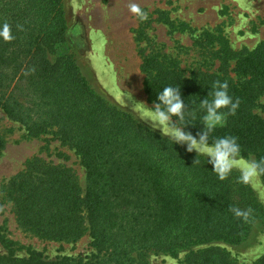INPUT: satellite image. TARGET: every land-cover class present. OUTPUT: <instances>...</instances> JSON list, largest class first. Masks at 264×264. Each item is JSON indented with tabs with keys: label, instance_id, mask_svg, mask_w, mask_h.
<instances>
[{
	"label": "trees",
	"instance_id": "trees-1",
	"mask_svg": "<svg viewBox=\"0 0 264 264\" xmlns=\"http://www.w3.org/2000/svg\"><path fill=\"white\" fill-rule=\"evenodd\" d=\"M153 19L170 34L189 33L192 43L165 51L147 33L151 18L139 16L134 34L147 100L155 101L165 86H180L193 114H186L185 130L195 135L203 128L199 101L211 99L214 81H227L240 105L210 139L236 136L243 157H264V41L234 49L222 26L198 31L162 10ZM3 23L14 39H0V109L27 137L53 130L69 144L84 166L85 187L70 168L34 156L1 194L24 231L64 242L88 233L95 252L48 258L28 251L21 259L0 255V264H147L151 250L182 249V264H240L220 243H244L264 222V204L238 181L239 171L220 180L205 157L173 144L96 92L71 53L56 55L66 41L64 0H0ZM4 146L0 135V152ZM233 208L250 214L237 217ZM252 264H264V255Z\"/></svg>",
	"mask_w": 264,
	"mask_h": 264
},
{
	"label": "rangeland",
	"instance_id": "rangeland-1",
	"mask_svg": "<svg viewBox=\"0 0 264 264\" xmlns=\"http://www.w3.org/2000/svg\"><path fill=\"white\" fill-rule=\"evenodd\" d=\"M64 5L66 41L58 47L56 55L71 53L87 83L136 118L133 101L149 106L151 103L143 89L139 44L134 34L140 14L132 10L133 6L151 18L147 33L162 44L165 51H173L176 43L190 47L192 39L186 32L168 33L163 23L153 19L157 10L166 11L171 19L187 22L198 31L222 26L234 49L253 48L264 41V0H64ZM184 58L191 59L190 56ZM126 92L131 93L132 100L124 96ZM140 122L150 128L144 121ZM0 135L5 138L0 152V239L6 240V243L0 242V255L23 253L26 257L28 251H37L48 258H86L94 254L88 233L75 242H64L42 239L24 231L17 224L12 203L1 194L3 184L34 156L70 168L83 189L85 169L74 149L53 130L27 137L24 128L9 120L1 109ZM245 158L253 159V156ZM255 192L264 204V190ZM220 245L240 264H252L258 259L253 256L255 250L264 247V222L256 224L241 245ZM186 254L185 249L175 253L151 250L146 253V260L147 264H182Z\"/></svg>",
	"mask_w": 264,
	"mask_h": 264
},
{
	"label": "clouds",
	"instance_id": "clouds-1",
	"mask_svg": "<svg viewBox=\"0 0 264 264\" xmlns=\"http://www.w3.org/2000/svg\"><path fill=\"white\" fill-rule=\"evenodd\" d=\"M132 10L146 18V14L140 13V9L133 6ZM17 28L22 26L17 25ZM0 39L11 41L14 39L12 28L8 23L0 24ZM211 99L204 98L199 101L203 112L201 122L203 128L195 135L186 131L185 122L188 107L181 98L180 86L168 85L163 87L156 95L151 106L142 101H133L132 110L137 114L140 121L147 123L153 131L171 139L173 144L185 147L187 152H195L207 160L212 166V171L220 180L227 179L233 170L239 171L238 181L250 186L254 190H264V157L260 159H248L241 154V145L238 138L232 135L210 139L211 134L217 127H223L227 116L235 115L240 105L239 98H233L229 94L227 81H214ZM129 100L132 95L126 92ZM123 100V99H122ZM125 103V101L123 100ZM175 118V119H174ZM232 212L237 217L248 218L250 210L244 211L233 208ZM23 253H18L17 258H23ZM264 255V247H258L253 253L254 258Z\"/></svg>",
	"mask_w": 264,
	"mask_h": 264
}]
</instances>
